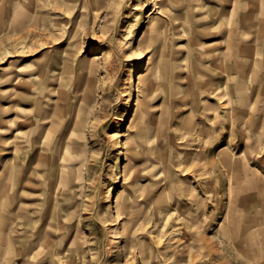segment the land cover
Here are the masks:
<instances>
[{
  "label": "rangeland",
  "instance_id": "1",
  "mask_svg": "<svg viewBox=\"0 0 264 264\" xmlns=\"http://www.w3.org/2000/svg\"><path fill=\"white\" fill-rule=\"evenodd\" d=\"M0 264H264V0H0Z\"/></svg>",
  "mask_w": 264,
  "mask_h": 264
},
{
  "label": "bare ground",
  "instance_id": "2",
  "mask_svg": "<svg viewBox=\"0 0 264 264\" xmlns=\"http://www.w3.org/2000/svg\"><path fill=\"white\" fill-rule=\"evenodd\" d=\"M93 59H96V56H94V58ZM106 61H107V59H106ZM107 65H105V67H106ZM107 70V69H106ZM146 89H147V91H148V89H149V86L147 85L146 86ZM243 154V153H242ZM231 155V154H230ZM241 155V154H240ZM223 156H224V154H223ZM232 156V155H231ZM245 156V155H244ZM221 158V157H220ZM229 157L228 156H226V160L227 161H230L229 159H228ZM221 161V160H220ZM227 161H225V162H227ZM260 162V161H259ZM223 166V165H222ZM231 166V165H230ZM229 166V167H230ZM225 168V167H224ZM231 168V167H230ZM231 172V171H230ZM228 173V172H227ZM231 176V175H230ZM231 178V177H230ZM230 182V181H229ZM244 186V185H243ZM242 187V186H241ZM242 194V193H241ZM129 199V198H128ZM118 201H119V205L117 206V216H119V215H121L122 213H124L123 212V210H125V209H127L128 208V206H127V204H126V201H125V199L123 198V197H121L120 199L118 198ZM126 211V210H125ZM132 221H130V223H131ZM131 228L132 227H130V228H128V229H126V230H123V234L124 235H128L129 233H130V231H131ZM261 246V245H260ZM80 252H82V251H80ZM83 253V252H82ZM80 259V258H79Z\"/></svg>",
  "mask_w": 264,
  "mask_h": 264
}]
</instances>
